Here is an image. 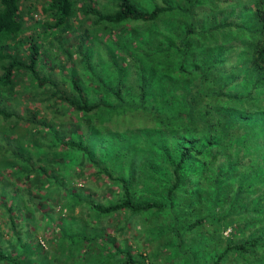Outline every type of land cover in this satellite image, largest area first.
Listing matches in <instances>:
<instances>
[{"label": "trees", "instance_id": "trees-1", "mask_svg": "<svg viewBox=\"0 0 264 264\" xmlns=\"http://www.w3.org/2000/svg\"><path fill=\"white\" fill-rule=\"evenodd\" d=\"M112 1L110 11L93 0H44L40 7L52 19L34 22L43 26L45 37L53 33L57 40L80 16L91 18L93 28L103 24L117 34L106 42L93 37L107 49L99 73L93 66L99 63L92 64L88 55L92 45H82L88 51H82V60L92 71L85 80L71 71L72 93L40 74L41 53L49 48H42L36 30L20 36L27 27L20 0H0V115L20 119L4 101L18 74L30 73L38 85L50 83L51 93L75 119L66 129L67 119L56 113L37 117V108L26 117L40 132L29 137L38 144L34 152L77 149L80 167L89 161L95 175L118 187L101 204L72 183L67 169L59 175V160L30 161L32 148L8 136L17 149L14 158L23 159L14 171L23 169L32 180L39 175L34 180L50 186L65 178L58 193L35 192L33 181L28 193L37 201L55 193L63 199L58 211L67 213L57 223L62 236L46 238L47 248L36 234L18 236L12 254L0 236V264H264V0ZM130 21L144 28L126 26ZM136 43L145 44L142 54ZM50 106L57 110L55 102ZM141 114L144 123L126 118ZM74 201L81 206V224L67 229L78 227L67 218ZM4 205L13 212L12 203ZM122 211L145 216L142 241L157 249L133 251L125 240L115 244L111 232L93 233L104 226L100 218ZM8 218L9 231L16 233L20 223L13 213ZM234 222L233 232L223 234ZM29 230L35 232L30 225ZM33 238L42 248L41 261L29 246Z\"/></svg>", "mask_w": 264, "mask_h": 264}, {"label": "rangeland", "instance_id": "rangeland-1", "mask_svg": "<svg viewBox=\"0 0 264 264\" xmlns=\"http://www.w3.org/2000/svg\"><path fill=\"white\" fill-rule=\"evenodd\" d=\"M94 4L98 6L99 8H105L104 11H110L112 9L113 1L112 0H93ZM143 1V0H140ZM148 1V0H144ZM44 3V0H20V7L22 11V17L24 21V26H27L23 33L20 34H28V33H36V31L39 32L40 37L39 40L41 42V46L48 47L49 50L42 52L40 58L42 59L43 63V70L40 71V74L42 76L48 75L49 79L52 80V82L55 83V85L67 89L69 92L73 93V89L70 85V74L73 73L76 74L77 77L81 78L82 80H85L89 75V71H92V68H87V64L84 63L82 60V45L87 46L88 44L92 45L90 49H88L89 54H92L90 60L92 64L99 63L98 65H93L94 69H96V72H102L103 70V64L106 60L105 53L107 51H103L101 47H99L101 40L98 38H93L96 36L103 37L105 39V42L110 39V36L113 38H116V33L111 32L109 29H106L105 25L96 26V28H93V25L91 24V18L89 17H79V19L74 18L73 20V27L72 30L60 32L58 35V38H54L55 34L51 33L45 37V32L42 31L43 26L37 25L34 27V22L39 21L42 22L46 20V18H49V20H52L47 13H42L40 10V7ZM29 12L27 9H30ZM237 8V7H236ZM228 10V8H225ZM234 14V13H233ZM75 17V16H74ZM37 24V23H36ZM29 26V27H28ZM128 27L135 26L134 28H137L139 30H142L144 28V24L141 22H133L130 21L127 23ZM86 29V30H84ZM116 29V28H115ZM36 30V31H35ZM48 30H51L50 28ZM86 31V32H84ZM87 31H90L87 33ZM43 32V33H42ZM44 34V35H43ZM77 35H80L83 39H80V37H77ZM38 37V36H37ZM53 40V43L50 44V41ZM137 49L139 51V54L143 53L145 50V44H137ZM41 48V49H42ZM24 50L23 48L20 50L22 53ZM43 51V49H42ZM86 53L87 50H84ZM105 59V60H104ZM110 61V60H108ZM45 65V66H44ZM41 68V66H40ZM2 72V68L0 67V73ZM133 72L130 76L132 78L135 74ZM16 85L13 89V92L10 93L9 97H6L4 101H6V104L11 105L17 113L20 115V119H15V115L12 117L6 119L2 115H0V169L2 170L0 172V236L6 239H3V245L8 247L9 252H13L12 250L13 246L16 245V237H25L23 236V228L27 225L34 226V231H27L25 232L28 236H34L36 234L37 240H43L46 244V248L49 246L47 245V241L45 240L50 239L54 240L57 237H61L62 234H60L61 228L57 223H61V216H66L67 210L63 212H59V204L60 202L63 203V199H59L58 195L52 196H43L41 193L40 197L42 200L37 201L36 199L32 198L30 193H28L29 188H32L31 183L33 181L32 185H35V192H38L37 190H41L42 192L47 189V194L49 191H53L58 193V189L60 186L64 183L65 178H59L57 179V185L50 186L49 182L47 180H33L32 177H29L26 175L24 170L22 169L19 173L18 171H14L16 168L14 167H22L23 165V159L22 162L19 161L15 156V149L13 146L14 144L8 139V136H12V138L16 137V140L19 141L20 144H25L28 148H36L35 145H32L34 140L29 138L31 137V134H34L33 136L39 137L40 132L36 131L35 127L31 126L32 124L29 121H26V117L31 116L33 112L38 108L37 111V117H42L44 114L48 113L49 115H52L56 113V116L58 119L65 118L67 120L63 121L65 123V127L67 129V126L70 122V119H75L73 114H70L67 110V113L65 112V109L62 105V102L59 100V96L57 97L55 94L53 95L51 91H53V87L49 85L50 83L45 82L43 85L36 84L37 81L34 80L32 75L30 73H22L18 74L16 77ZM96 84H94L95 86ZM40 98H43V100H40V102H37ZM48 98V100L44 99ZM3 101V98H0V102ZM57 104V110H52V107L50 106L51 103ZM4 103V102H3ZM12 109V108H8ZM136 115L132 116H126L127 120L134 118L141 123H144L145 116L143 114L139 115L138 117H135ZM118 122L121 123L122 119L124 118L122 115L119 116ZM123 117V118H122ZM69 118V119H68ZM106 118V117H105ZM103 118V120L105 119ZM24 120V121H23ZM72 120V119H71ZM59 121V120H57ZM86 121H84L85 123ZM111 123V122H110ZM32 132V133H31ZM15 140V139H14ZM15 140V142H16ZM40 140L43 141L42 137ZM32 148V158L31 160L36 159V156L41 157V161L43 163H46L47 159L55 158L57 161L59 160L60 163V174L62 173V169H67V177L70 178L72 183L76 184L77 186L81 187L83 186L84 193H88L89 196H92L93 199H95L97 202L104 204L105 202L109 201V199L113 198V196L116 194L117 185L112 183L106 176L100 177L95 175L96 168L89 164V161H86L83 166H79L80 162L78 163V152L77 149H68L66 148H58L59 150L56 154L53 153V151L48 148L42 147L45 152L37 153L38 151L34 152ZM61 151V152H60ZM45 155V156H44ZM49 156V157H48ZM62 157V158H61ZM16 160V162L11 161ZM45 160V161H44ZM63 160V161H62ZM40 161V160H39ZM37 161L36 165L39 163ZM77 162V163H76ZM14 163V165H11ZM58 163V165H59ZM76 163V164H75ZM16 164V165H15ZM18 165V166H17ZM124 168L126 164H123ZM47 166V164H46ZM86 166V167H85ZM72 167V169H70ZM129 167V163H128ZM75 170L77 172H75ZM93 170V171H92ZM92 171V172H91ZM33 172L37 173V171L33 170ZM91 172V173H90ZM7 175V177H5ZM58 176V175H57ZM46 177V176H43ZM71 184V182H70ZM33 189V188H32ZM75 190H77V187H75ZM23 191V192H21ZM63 192V191H61ZM33 193V192H32ZM52 193V192H51ZM39 195V194H37ZM22 197V198H21ZM44 197V198H43ZM28 199V200H27ZM59 199V201H58ZM23 200H26L25 203L29 204L28 210L25 209L24 212L21 214L23 210H21V207L23 206L24 202ZM65 200V199H64ZM68 201V200H67ZM4 202L6 205H9L12 203L14 205L13 212L10 210H6V207L4 205ZM27 204V205H28ZM52 206V207H51ZM73 209H68V223L72 222L74 224H78V227H71L67 229H75L80 228V204L79 203H73ZM40 208V209H39ZM65 208V207H64ZM89 205H85L82 208V211H88ZM46 209L51 210L53 213L52 216L54 221L51 220L50 212L46 211ZM74 210L75 213L72 214L71 211ZM34 213L32 215V212ZM58 212V214H57ZM15 215V218L18 220V223H20L21 227L20 229H17L16 233H9V218L8 216L11 214ZM25 213V214H24ZM72 215H76L77 217L72 218ZM84 215V214H83ZM67 220V219H66ZM148 220H146L145 216H143L141 213L134 215L127 212H119V213H112V215L109 216H103L100 218L101 223L104 224V226L100 225L98 222L97 224L100 225V227L94 228V234L98 233V231L101 232H111L115 235V244H122L123 240H125L127 243L131 244L133 251L139 250H147L148 248L151 251H154L157 249V246L149 244L145 248V244L142 241L143 235L145 234V230H143L142 225L145 224ZM26 222V223H25ZM230 223L226 227L223 228L222 233L228 234L230 232H233V224ZM25 224V225H23ZM67 224V223H66ZM205 227H207L209 224L205 223ZM95 227L96 224H93ZM118 226V230L113 229ZM25 231V230H24ZM19 234V235H17ZM9 235V236H7ZM26 238V237H25ZM24 238V240H25ZM66 238V237H65ZM101 240V237L98 238ZM36 239L33 238L30 240L31 244L29 245L30 248H33L34 252L36 253L37 259L41 261L42 257L40 256V250L42 248L36 244ZM67 241V240H66ZM11 247V249H10ZM114 247V245H113ZM4 248V246H2ZM160 249V247H159ZM115 250V248L113 249ZM230 258V257H229ZM228 258V259H229ZM227 259V260H228ZM32 260V259H31ZM87 262V263H86ZM165 261L161 262L159 264H164ZM79 263V262H78ZM83 264H90L88 261L83 262Z\"/></svg>", "mask_w": 264, "mask_h": 264}, {"label": "crops", "instance_id": "crops-1", "mask_svg": "<svg viewBox=\"0 0 264 264\" xmlns=\"http://www.w3.org/2000/svg\"><path fill=\"white\" fill-rule=\"evenodd\" d=\"M21 192H23V191H21ZM22 198V197H21ZM28 200V199H27ZM42 200V199H41ZM26 200H23V202H25ZM28 204V203H27ZM26 204V206H25V208L28 210V208H29V204L27 205ZM25 214V213H24ZM55 219V218H54ZM52 221H54L53 219H51ZM26 223V222H25ZM23 225H25V224H23ZM58 225V224H57ZM30 226H31V228H33V226L30 224ZM21 227V226H20ZM25 230V231H24ZM26 230H28V225L26 226V229H25V227L23 228V236H25L26 234H25V232H27ZM12 232V231H11ZM10 231H9V233H11ZM7 236H9V235H7ZM25 238V237H24ZM23 238V239H24ZM17 241V240H16Z\"/></svg>", "mask_w": 264, "mask_h": 264}]
</instances>
